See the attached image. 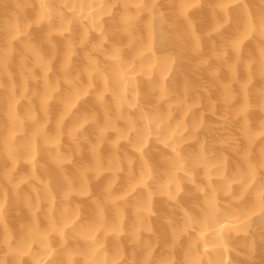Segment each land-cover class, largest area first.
Returning <instances> with one entry per match:
<instances>
[{"label":"bare ground","instance_id":"obj_1","mask_svg":"<svg viewBox=\"0 0 264 264\" xmlns=\"http://www.w3.org/2000/svg\"><path fill=\"white\" fill-rule=\"evenodd\" d=\"M0 264H264V0H0Z\"/></svg>","mask_w":264,"mask_h":264}]
</instances>
